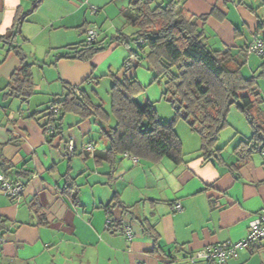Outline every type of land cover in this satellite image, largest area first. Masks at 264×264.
Segmentation results:
<instances>
[{
  "label": "crops",
  "instance_id": "0c3cea01",
  "mask_svg": "<svg viewBox=\"0 0 264 264\" xmlns=\"http://www.w3.org/2000/svg\"><path fill=\"white\" fill-rule=\"evenodd\" d=\"M33 1L0 0V36L9 32L17 13H27L12 44L38 63L30 101L5 97L20 59L10 44L0 43V145L9 163L6 167L0 163V173L24 184L18 198L0 189V264H207L197 256L207 246L243 240L251 221L264 212V153L236 150L250 140V124L235 122L239 118L233 113L231 132L218 142L219 157L209 159L202 156L199 134L181 125L188 143L182 140L183 160L164 157L153 163L121 155L114 175L108 163L97 164L93 152H87L90 135L99 133L97 121L70 114L60 145L50 143L43 113L37 118L29 115L49 107L63 92V81L86 92L93 103L103 102L108 113L115 78L136 76L146 87L143 97H136L143 103L161 100L163 88L146 59L136 57L137 66L124 68L130 48L125 43L108 44L120 33L136 32L128 21L135 13L130 9L133 0H42L32 11ZM247 2L264 20V0ZM184 6L197 18L217 6L207 20H197L208 45L211 37L219 42L214 49L248 46L256 36L258 18L239 0H187ZM91 25L98 26L105 50L91 60H55L69 45L84 41ZM161 106L157 111L167 115ZM261 111L264 114V105ZM110 122H115L113 117ZM72 138L76 154L69 158L65 146ZM96 145L106 148L107 142ZM67 175L80 186L79 206L62 192ZM119 201L135 205L132 212H124ZM110 217L129 223L133 238L108 228ZM143 219L156 227L163 252L152 253L154 244L143 232ZM250 260L264 264V239L238 250L225 264Z\"/></svg>",
  "mask_w": 264,
  "mask_h": 264
},
{
  "label": "trees",
  "instance_id": "16d2710c",
  "mask_svg": "<svg viewBox=\"0 0 264 264\" xmlns=\"http://www.w3.org/2000/svg\"><path fill=\"white\" fill-rule=\"evenodd\" d=\"M41 2L42 0H34L32 11ZM185 2L186 0H133L130 9L135 13L128 16V21L137 28L136 32L132 35L120 33L108 42L125 43L130 48L131 53L123 64L124 68L137 66L136 57L147 60L148 68L156 73V79L164 80L163 96L171 102L175 116L163 121L153 102L148 100L140 103L137 100L136 97L146 87L136 76L115 78L111 90L110 113L106 111L103 102L93 103L86 92L63 81V92L59 97L49 107L29 115L37 118L43 113L41 116L46 118L43 128L50 143L60 145L64 139L66 116L74 114L82 121L93 119L100 124L99 138L107 142V146L97 148L96 140L91 138L87 152H93L97 164L108 163L112 175L117 158L121 155L136 156L153 163L167 157L178 163L183 160V143L175 123L177 119L183 118L190 129L201 137L202 156L206 159L219 157L221 148L218 142L221 132L229 125V112L233 104H237L253 133L250 140L242 141L243 144L238 145L236 150L242 152L243 149H249V154L254 150H264V114L261 111L264 97L256 86L255 77H246L242 71L247 63V55L252 52L263 58L264 67V20L256 15V8L247 0H239L240 5L258 18V26L254 40L248 46H243L242 53L238 56L233 54L230 46L226 49L211 48L206 41L204 29L197 22L198 19L204 22L208 16L215 14L217 6L209 14H202L197 18L185 8ZM154 4L156 5L153 6ZM26 14L17 13L9 32L0 36V43L10 44L20 59L19 67L11 74L5 97L19 98L24 104L35 94L34 69L38 63L23 48L12 43L20 34ZM220 16L223 17V14ZM261 32L263 35L259 37ZM255 45L257 48L254 49ZM106 48L99 38L93 42L85 39L69 45L65 53L57 54L55 60H91ZM111 117L115 120L113 124L110 122ZM70 141L74 143L72 138L66 141L65 146L66 156L69 158L76 154L75 143L73 152H68ZM1 149L2 145L0 163L6 167L9 163L2 157ZM66 180L62 192L79 206L80 186L69 175ZM120 204L124 212H132L135 206L123 202ZM141 223L144 234L151 237L154 244L152 253L163 252L156 227L147 219H143ZM107 227L123 232L129 239L133 238L132 226L123 220L110 217ZM129 230L131 236L128 234ZM204 261L206 262L205 259Z\"/></svg>",
  "mask_w": 264,
  "mask_h": 264
},
{
  "label": "built area",
  "instance_id": "2783aa9c",
  "mask_svg": "<svg viewBox=\"0 0 264 264\" xmlns=\"http://www.w3.org/2000/svg\"><path fill=\"white\" fill-rule=\"evenodd\" d=\"M86 39L88 42L95 41L98 36V26L91 25L88 27L86 32ZM260 42V41H259ZM258 44V43H257ZM257 48V45L253 47ZM68 152L72 153L74 150L73 141L69 142ZM264 153V150H262ZM131 158L137 159L136 156H130ZM0 189H2L6 194L19 196L24 190V184L21 181L13 183L8 177L0 173ZM181 205L177 204L176 209H180ZM129 236H131V231H128ZM264 239V212L261 213L257 218L251 221L250 231L248 235L240 241H224L213 246H207L205 250L197 253V256L204 258L207 264H225L227 260L236 255L239 248L247 247L251 244H259Z\"/></svg>",
  "mask_w": 264,
  "mask_h": 264
},
{
  "label": "rangeland",
  "instance_id": "374dc122",
  "mask_svg": "<svg viewBox=\"0 0 264 264\" xmlns=\"http://www.w3.org/2000/svg\"><path fill=\"white\" fill-rule=\"evenodd\" d=\"M159 1V0H158ZM187 1V0H186ZM232 15V13L230 14ZM233 16V15H232ZM207 30H209L207 28ZM263 35V32H261L259 34V37H262ZM219 42L216 41L213 37L210 38V41H209V46L211 48H216L218 47L219 45ZM245 46V45H243ZM231 49H232V52L233 54L235 55H241L242 53V47H239V46H230ZM262 62H263V58H261V56L259 54H257L256 52H252V53H249L247 55V63L244 65L242 71H243V74L246 76V77H255L256 79V86L259 88V90L262 92H264V67H262ZM161 83V86H162V91L164 90V80L160 81ZM140 95V98L143 97V94L141 95V93L139 94ZM262 95H264L262 93ZM140 103H143V101L139 100ZM155 105H157V108H160L162 107L161 105H164L166 107V110H168V113H166L167 115H161V112L158 111V115L159 116H164L165 118H168L169 116H172L171 119L175 116V110L171 104L170 101H168L165 96L162 97L161 100L159 101H156L155 102ZM237 104H233L230 112H229V116H228V120H229V125L223 129V131L221 132V136L222 138H225L227 136V133L231 132V128H233V123L231 121V117H233V113H237L238 114V118L239 119H234L235 122L238 121V123H248L246 117L244 116V114L239 110V108H237L236 106ZM264 105V102L263 104ZM238 111V112H237ZM170 114V115H169ZM70 115V114H68ZM67 115V116H68ZM73 115V114H72ZM167 116V117H166ZM67 118V117H66ZM67 120V119H66ZM164 121H168L170 119H163ZM68 123V120L67 122ZM181 125H184V127H186V129H188L189 127V124L187 123V121H185L183 118L181 119H177L176 123H175V128L177 129V131L179 132L178 134H180V138L183 140L185 139V144L188 146V143H187V139H186V135L184 133V135L182 134V129H181ZM92 128L94 131H96L98 129V127L96 125H92ZM191 131V130H190ZM181 132V133H180ZM194 133V135H196L197 137L198 134L196 132H192ZM182 134V135H181ZM90 136H92V138H94L96 140V143L101 147L103 145V142L104 140L103 139H100L99 136L100 134L99 133H96V132H93ZM182 136V137H181ZM102 143V144H101ZM183 143V141H182ZM138 191V190H137ZM243 248H239L238 250L241 251ZM234 257V256H232ZM231 258V257H230ZM229 258V259H230ZM248 264H255V260H250L248 262Z\"/></svg>",
  "mask_w": 264,
  "mask_h": 264
}]
</instances>
